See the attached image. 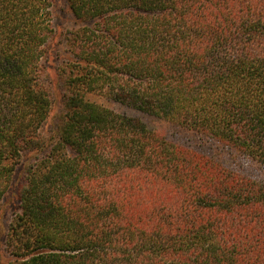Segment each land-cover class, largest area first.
<instances>
[{
	"label": "trees",
	"instance_id": "obj_1",
	"mask_svg": "<svg viewBox=\"0 0 264 264\" xmlns=\"http://www.w3.org/2000/svg\"><path fill=\"white\" fill-rule=\"evenodd\" d=\"M62 1L0 0L7 264H264V179L223 157L264 168V0Z\"/></svg>",
	"mask_w": 264,
	"mask_h": 264
},
{
	"label": "rangeland",
	"instance_id": "obj_2",
	"mask_svg": "<svg viewBox=\"0 0 264 264\" xmlns=\"http://www.w3.org/2000/svg\"><path fill=\"white\" fill-rule=\"evenodd\" d=\"M55 5L57 6V13L55 14L54 21L57 22L60 26H62L63 29H66L69 26H72L71 18L61 6L63 5L62 0H54ZM60 31V29H59ZM54 67L55 65H51L52 70L50 71L52 76V93L54 98V104L57 103V107L59 104V88L56 84V76L54 73ZM113 108H115L118 111H124L129 115L139 117L143 119L146 122H153L151 118H149L146 115H142L140 113H137L134 110L125 109L123 107L112 105ZM49 124L53 123L52 120L48 121ZM165 129L167 130V133L170 135H173V138L178 140V142H184L187 144H192L200 148L203 152H211L215 150L214 143H209L207 141H201L198 140L195 136L184 132L182 130L174 129L173 127L169 125H164ZM225 158V161L232 167H238L239 169L247 174H251L252 176H257L258 178L264 179V168L260 167L259 165H255L248 160H240V159H232L227 155H223ZM18 210V201L15 196L14 188L11 187L10 190H8L2 197L0 201V264H7L10 260V256L6 251L5 246V240H6V233L8 229V225L10 223V220L15 212Z\"/></svg>",
	"mask_w": 264,
	"mask_h": 264
}]
</instances>
